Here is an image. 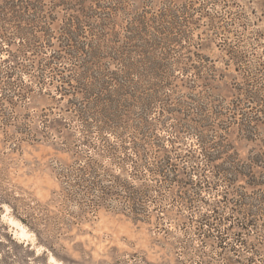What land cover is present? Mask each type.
I'll return each instance as SVG.
<instances>
[{
  "label": "rangeland",
  "instance_id": "rangeland-1",
  "mask_svg": "<svg viewBox=\"0 0 264 264\" xmlns=\"http://www.w3.org/2000/svg\"><path fill=\"white\" fill-rule=\"evenodd\" d=\"M230 248L264 263V0H0V264Z\"/></svg>",
  "mask_w": 264,
  "mask_h": 264
},
{
  "label": "bare ground",
  "instance_id": "bare-ground-1",
  "mask_svg": "<svg viewBox=\"0 0 264 264\" xmlns=\"http://www.w3.org/2000/svg\"><path fill=\"white\" fill-rule=\"evenodd\" d=\"M6 217V214H5ZM7 221L14 227V237L20 241V242H25L28 243L30 241H33V234L27 230V228L22 225L19 221L11 218V217H6ZM38 253H41L40 249H37ZM48 264H63L60 261H58L56 258H54L52 255H49L48 257Z\"/></svg>",
  "mask_w": 264,
  "mask_h": 264
},
{
  "label": "trees",
  "instance_id": "trees-1",
  "mask_svg": "<svg viewBox=\"0 0 264 264\" xmlns=\"http://www.w3.org/2000/svg\"><path fill=\"white\" fill-rule=\"evenodd\" d=\"M204 216H207L206 214H204L201 218H203ZM220 245V248H222V244L225 243V240L223 239V237L220 238V241L218 242ZM225 245L227 246V244L225 243ZM231 249V248H230ZM230 251H234L233 255L236 256L234 262H241L242 264H251L253 262V258L252 257H242L239 254H236L237 251H235L234 249H231ZM224 257V256H223ZM233 257V256H232ZM224 260H226V264H235L234 262L231 261L230 257H224ZM200 264H203L202 262H200ZM260 264H264L262 261L260 262Z\"/></svg>",
  "mask_w": 264,
  "mask_h": 264
}]
</instances>
